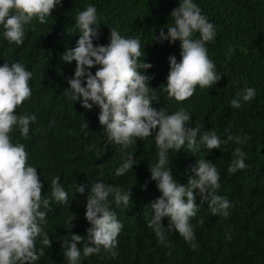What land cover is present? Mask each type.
Listing matches in <instances>:
<instances>
[{
  "label": "trees",
  "instance_id": "trees-1",
  "mask_svg": "<svg viewBox=\"0 0 264 264\" xmlns=\"http://www.w3.org/2000/svg\"><path fill=\"white\" fill-rule=\"evenodd\" d=\"M193 2L216 28V38L206 47L221 79L211 88L197 85L193 96L183 102L169 98L163 91L169 71L168 57L174 55L177 62L180 60L179 41L154 43L161 29L167 33L172 23L170 13L178 7L179 0H61L45 24L33 19L25 26L22 45L8 43L0 27V66L20 62L32 73L31 97L18 107L16 114L36 116L28 139H23L16 128L10 135L13 142L24 144L28 163L37 168L43 184L42 195H49L51 180L57 176L68 194L67 203L51 202L52 211L43 228L52 244L43 248L44 255L34 264H68L62 241L72 234L87 238L90 224L84 218L86 194L97 181L131 191V202L127 207L112 205L123 224L117 238V257L113 259L102 250L90 257L82 256L80 264H264V0ZM87 5L97 9L99 38L93 41L94 45L109 42L110 28L125 38L140 39L141 52L145 54L140 60L152 65L145 75L154 76L149 86L157 88L158 101L152 107H165L170 114L184 108L191 117L189 127L201 131L197 139L204 131L212 130L221 140L229 135L250 138L243 145L229 142L210 151L201 146L197 152H188L187 145L177 152L169 151L168 166L182 185L187 184L191 175L189 166L196 160L215 164L221 185L217 194L231 204L226 219L212 215L207 205L199 208L191 219L198 245L194 250L178 233L166 234L169 246L165 247L147 227L152 217L149 204L161 195L148 171L158 162L154 134L137 139L123 151L121 146L106 145L104 130L97 119L99 108L93 105L85 110L79 102L63 95L68 87L67 78L74 75L75 62L64 63L61 56L75 47L79 39L75 17ZM96 70L94 67L90 71L94 74ZM244 87L256 90L254 99L242 103L239 109L233 108L231 101L238 98ZM84 121L87 129L83 127ZM237 146L246 154L245 163L250 167L230 174L227 169ZM128 154L137 163L124 175L117 176L115 170ZM145 182L147 188L143 189ZM80 185H86L85 195L75 191ZM71 215L75 219L69 231L66 221ZM200 219L204 221L202 226L197 224ZM167 223L168 218H163L162 226L166 228ZM41 247L38 239V252ZM77 247L82 249L83 242Z\"/></svg>",
  "mask_w": 264,
  "mask_h": 264
},
{
  "label": "clouds",
  "instance_id": "clouds-1",
  "mask_svg": "<svg viewBox=\"0 0 264 264\" xmlns=\"http://www.w3.org/2000/svg\"><path fill=\"white\" fill-rule=\"evenodd\" d=\"M60 3L61 0H0L3 37L10 44L22 45L25 26L33 19L45 24L46 18ZM170 19L172 23L168 25L167 33L161 29L159 35H155L154 43L179 41L180 60L177 62L174 55L168 57L169 71L163 91L169 98L183 102L193 96L197 85L211 88L221 79L206 47L216 38V28L193 0H179ZM75 26L79 30V39L75 47L68 48L61 56L64 63L75 62L74 75L67 78L68 87L63 95L74 103L79 102L85 110L92 109L93 105L99 108L97 119L104 130L106 145L121 146L123 151L137 139L153 137L154 134L158 162L148 171L161 195L149 204L152 217L147 227L165 247L169 246L166 234L178 233L194 250L198 245L191 219L199 208L207 205L212 215L226 219L231 204L226 197L217 194L221 185L215 164L205 159L196 160L189 166L191 175L187 184L182 185L170 171L168 153L170 150L177 152L185 145L188 152H197L201 146L208 151L220 149L222 144L229 142L243 145L250 138L229 135L221 140L212 130L204 131L197 139L201 131L189 127L191 117L184 108L170 114L165 107H152L158 101L157 88L149 86L154 76L145 75V72L152 65L140 60L145 54L141 52L138 37L125 38L115 28H110L109 42L94 45L93 41L99 38V24L97 9L93 5H87L77 13ZM231 54L229 48V58ZM94 67L97 70L93 74L90 70ZM31 78L32 73L20 62H6L0 66V264H34L38 261L44 255L43 248L52 244L43 228L48 213L52 211L51 202H68V194L59 176L51 180L49 195H42L43 184L37 168L28 163L24 144L13 142L10 135L16 128L26 140L30 125L36 122L34 114H16L18 107L31 97ZM237 95L231 106L239 109L242 103L254 99L256 90L244 87ZM83 127L87 129V122L84 121ZM245 155L237 146L227 172L235 174L250 167L245 163ZM136 163L133 155L128 154L116 168V175H124ZM85 187L80 185L75 191L85 195ZM142 187L146 189L147 182ZM130 202L131 191L103 181L92 183L86 194L84 214L90 224L86 229L87 238L72 234L62 241L63 256L68 264H80L82 256L90 257L102 250L116 258L117 238L123 224L117 219L112 205L127 207ZM165 217L168 218L166 228L162 226ZM74 219L75 216L71 215L66 221L69 231L74 226ZM203 223V219L197 221L198 225ZM38 239L42 245L39 252L36 248ZM81 242L82 249L77 247Z\"/></svg>",
  "mask_w": 264,
  "mask_h": 264
}]
</instances>
